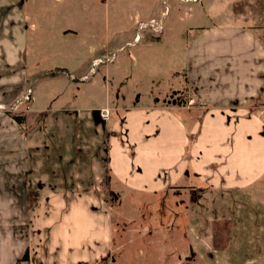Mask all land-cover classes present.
Returning <instances> with one entry per match:
<instances>
[{
  "label": "crops",
  "instance_id": "crops-1",
  "mask_svg": "<svg viewBox=\"0 0 264 264\" xmlns=\"http://www.w3.org/2000/svg\"><path fill=\"white\" fill-rule=\"evenodd\" d=\"M216 2L227 7L217 12L214 8L216 23L183 42L190 80L184 95L194 104L186 105L184 95L178 98L173 93L160 107L124 109L121 128L117 120L111 128L101 121L100 109L109 110L107 121L117 110L106 101L91 110H73L75 116L72 108L59 109L69 111L68 123L79 118L85 127H94V136L82 138L86 154L69 162L64 141L57 144L62 148L59 159L48 156L51 150L45 159L38 150L44 144L38 134L52 122L32 136L11 118L23 108L17 102L26 98L27 0H0V264H23L26 249L42 264H65V257L67 264H98L106 253L117 251L110 218L113 206L98 195L102 174L95 172L99 166L95 159L100 155L101 164L108 159L111 189L120 195L119 204L124 194L130 202L143 196L154 200L164 194L170 198L178 186L245 189L264 178V106H250L258 97L264 99V0H204L209 6ZM80 96L77 101L85 100L84 94ZM40 112L34 125L46 119ZM95 145L99 158L92 150ZM30 149L39 153L32 162ZM80 165L81 172L76 169ZM49 171L57 186L40 191L44 179L52 177ZM28 188L39 192L31 209L25 196Z\"/></svg>",
  "mask_w": 264,
  "mask_h": 264
},
{
  "label": "rangeland",
  "instance_id": "rangeland-1",
  "mask_svg": "<svg viewBox=\"0 0 264 264\" xmlns=\"http://www.w3.org/2000/svg\"><path fill=\"white\" fill-rule=\"evenodd\" d=\"M221 6L217 2L206 5L204 0H27L29 71L23 90L26 98L17 102L27 111L11 115L24 118L22 127L30 135L52 122V127L49 123L38 134L44 138V148L38 150L45 159L49 150L52 157L62 148L69 154V162L81 158L86 154L82 138L94 136V127H85L79 118L68 123L65 116L69 111L59 109L72 108L70 114L75 116L73 110H91L106 101L117 110L110 121H101L111 128L117 120L121 128L124 109L160 107L171 101L173 93L178 98L184 95L190 81L184 43L216 23L212 12L214 8L216 12L226 10ZM83 94L84 105L76 100ZM185 99L186 105L194 104ZM258 105L264 106V99L258 97L250 103L251 107ZM40 111L46 119H39L36 126ZM55 118L59 119L53 124ZM99 140L101 144L104 139ZM62 141L68 146L58 147ZM92 150L98 157L97 145ZM100 152L105 154V148ZM35 155L38 157V151L30 149L28 161ZM95 160L99 164L95 172L102 174L104 164L99 160L104 157ZM80 168L76 169L81 172ZM49 175L52 177L44 179L40 191L57 186L53 172ZM62 183L68 182L63 179ZM177 188L180 192L166 198L163 205L164 196L154 200L143 196L130 202L124 194L121 204L115 197V206L109 211L117 251H112L108 264H264L263 177L245 189L199 192L194 187ZM18 195L24 200V195ZM99 195L102 198L101 192ZM146 205L151 215L145 211ZM31 238L35 240L34 234ZM44 239L47 247L49 238L45 235ZM29 256L34 257L30 251ZM63 259L67 264L69 257Z\"/></svg>",
  "mask_w": 264,
  "mask_h": 264
},
{
  "label": "trees",
  "instance_id": "trees-1",
  "mask_svg": "<svg viewBox=\"0 0 264 264\" xmlns=\"http://www.w3.org/2000/svg\"><path fill=\"white\" fill-rule=\"evenodd\" d=\"M11 118L16 122L18 123L19 125H23V121H24V118L22 116H15V115H11ZM107 142V141H106ZM189 145L192 144L193 142V139H192V136L190 135L189 136ZM107 145V144H106ZM187 152V150H186ZM111 186H112V180H111V173H110V170L108 168V159L104 162V165H103V168H102V175H101V181H100V191L98 193V195L102 194V199L103 201H109L110 204L114 207L115 204L113 202V200L116 199H120L118 194H114V192L112 191L111 189ZM184 189L183 187H180V189ZM179 189V188H177ZM201 189V190H200ZM205 189H209V188H206V187H201V188H197L195 189L196 191L198 190L199 192H205L204 190ZM177 192H180L179 190H177ZM177 192H175L174 194H176ZM28 209H31L34 204L36 203V201L38 200L39 198V194H37L36 192H32L31 190L28 192ZM163 199H162V205L163 203L165 202V199L168 198L169 196L167 194H164L163 195ZM100 197V195H99ZM108 202V203H109ZM145 211L146 212H149V214L151 215V210L149 209L148 205H146L144 207ZM149 215V216H150ZM109 259H110V254L109 253H106L99 261L98 264H108L109 263ZM22 263H32V264H42L41 262L39 261H36L34 259V257H31L29 256V251L28 249L25 250L24 254L22 255L21 257V260H20Z\"/></svg>",
  "mask_w": 264,
  "mask_h": 264
},
{
  "label": "built area",
  "instance_id": "built-area-1",
  "mask_svg": "<svg viewBox=\"0 0 264 264\" xmlns=\"http://www.w3.org/2000/svg\"><path fill=\"white\" fill-rule=\"evenodd\" d=\"M189 104H193V100H189L188 101ZM100 118L103 120V121H107L108 118H109V110L107 108H103L100 110Z\"/></svg>",
  "mask_w": 264,
  "mask_h": 264
}]
</instances>
